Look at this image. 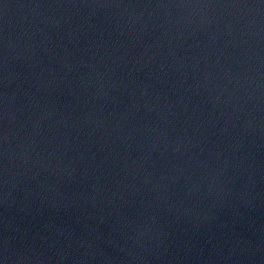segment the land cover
I'll return each instance as SVG.
<instances>
[{"label":"water","instance_id":"obj_1","mask_svg":"<svg viewBox=\"0 0 264 264\" xmlns=\"http://www.w3.org/2000/svg\"><path fill=\"white\" fill-rule=\"evenodd\" d=\"M0 264H264V0H0Z\"/></svg>","mask_w":264,"mask_h":264}]
</instances>
